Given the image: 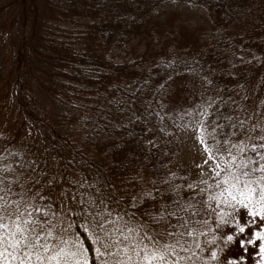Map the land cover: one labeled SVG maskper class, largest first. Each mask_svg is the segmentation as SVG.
Instances as JSON below:
<instances>
[{"label": "trees", "instance_id": "obj_1", "mask_svg": "<svg viewBox=\"0 0 264 264\" xmlns=\"http://www.w3.org/2000/svg\"><path fill=\"white\" fill-rule=\"evenodd\" d=\"M0 105L29 142L25 161L14 162L26 165L20 185L45 197L32 203L57 214L53 222L89 249L90 264H142L133 240L159 231L150 214L174 198L169 189L187 202L206 187L201 180L212 183L180 162L182 129L203 119L228 132L226 116L264 126V0H0ZM3 136L0 176L11 181ZM139 181L135 201L126 191ZM22 193L17 186L8 198ZM213 208L218 216L201 211L196 235L180 241L189 251L164 238L174 245L168 264H228L240 214L253 215ZM248 264H264V255Z\"/></svg>", "mask_w": 264, "mask_h": 264}, {"label": "snow or ice", "instance_id": "obj_2", "mask_svg": "<svg viewBox=\"0 0 264 264\" xmlns=\"http://www.w3.org/2000/svg\"><path fill=\"white\" fill-rule=\"evenodd\" d=\"M201 114L207 113L202 111ZM222 119L228 122L230 131L225 132V125L216 121L201 119L192 125L198 143L209 160L214 162L210 177L212 183L201 180L200 184L206 187L200 188L198 193L193 191L187 202L181 196L178 186L169 189L175 194L174 198L169 204L161 206L159 215L150 214L151 222L157 225L159 231L153 235L142 233L139 241L133 240L135 247L132 251L142 264H168L169 257L174 256L175 252L174 245L162 242L165 237L174 240L175 246L181 247L183 251H189L180 241L196 235L194 226L201 224V221L193 218L201 211L209 217L218 216L213 204L220 211L225 206L235 210L239 205L249 209L253 216L259 214L257 208L264 212V126L260 122L249 126L246 119L239 118L233 122L231 116ZM234 140L238 143H234ZM249 152L251 155H248ZM204 163L207 164L208 160ZM8 175L10 173L0 176V192L4 193L0 196V264H90V258L86 255L89 249L79 241L75 242L72 250L68 248V240L65 239L67 227L53 222L57 214L50 208L46 210L44 205L32 203L33 200H44L45 197L38 191L32 193L31 189L21 186L19 176L10 181ZM27 179L34 180L35 177L29 176ZM17 186L21 187L26 196L20 200L9 199L8 196ZM193 188V184L188 185L190 191ZM195 204L200 207H195ZM170 208L173 210L169 211ZM172 217L176 219L175 225L170 222ZM110 223L104 220V224ZM202 223L206 225L208 221L205 219ZM96 226L106 237L104 225L99 219ZM168 228L173 231H168ZM181 228L184 231H180ZM238 230L243 232L244 228ZM120 235H124V232ZM128 235H132V230H128ZM232 238L228 237L229 240ZM100 239L98 236L97 242ZM240 243L244 244L245 241L241 240ZM102 247L106 249L108 245L102 244ZM196 247H200L198 241ZM95 252L101 258L106 254L100 248H96ZM260 252L264 255V244H261ZM212 255L214 258L216 254ZM128 259L131 260V257Z\"/></svg>", "mask_w": 264, "mask_h": 264}, {"label": "rangeland", "instance_id": "obj_3", "mask_svg": "<svg viewBox=\"0 0 264 264\" xmlns=\"http://www.w3.org/2000/svg\"><path fill=\"white\" fill-rule=\"evenodd\" d=\"M182 15H188L187 11H183ZM180 27H184V25H180ZM39 95V98L44 104H47L50 100V95H45L44 93L37 92ZM195 123L187 124L182 129V146L179 153L180 162L182 161L187 168L191 178H210L211 177V169L214 166V162L209 160L208 156L204 153L203 148L200 146V144L197 141L196 135L194 133V128L192 125ZM3 125V126H2ZM8 125V126H7ZM0 127L4 128L6 135H2V131L0 128V137L3 136V140L1 141L3 148H6L5 152L8 155V161L9 164L12 163L13 169L17 171V176H21V174L24 173L25 166L20 165L19 163L15 164V160L19 159L22 162H24V158L22 157V144L25 143V153L28 152L27 146L28 141L23 137V134L20 130H18L17 125L15 123H11V121L8 120L7 116H4L2 113V106L0 105ZM6 127V128H5ZM20 140L18 141V139ZM11 147L17 149L15 150V153L12 152L10 149ZM17 155V157H15ZM28 155L25 154V159ZM208 160V163L205 164L204 161ZM197 165H200L201 167H197ZM28 168H31L30 166ZM77 181H83V177L80 175L79 179ZM143 184L142 181L137 182L133 186L129 188L128 196L130 198H135L134 200L138 198V194L143 191ZM75 191L77 192V195L80 194V196H84L86 198H89V191L87 188H83L77 190L75 188ZM26 195L22 193L20 196H17L16 200H20L21 198H24ZM243 207L237 205L236 209L232 212L235 213L242 209ZM240 225L238 227H243L244 231L240 232L238 231L239 238L241 237V240L245 241L244 244H238L235 249H233V252H231V258L228 260V264H248L250 259L252 258V255L254 253L260 254V246L261 244H264V218L260 216H250L248 212L244 211L240 214ZM69 235L65 237V239L68 240V248L72 250L74 248V242L69 239ZM251 240V243H248V241ZM257 258V257H256Z\"/></svg>", "mask_w": 264, "mask_h": 264}]
</instances>
